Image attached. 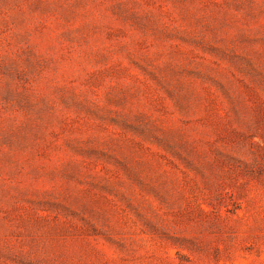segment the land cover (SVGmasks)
Wrapping results in <instances>:
<instances>
[{"label": "rangeland", "instance_id": "obj_1", "mask_svg": "<svg viewBox=\"0 0 264 264\" xmlns=\"http://www.w3.org/2000/svg\"><path fill=\"white\" fill-rule=\"evenodd\" d=\"M0 264H264V0H0Z\"/></svg>", "mask_w": 264, "mask_h": 264}]
</instances>
